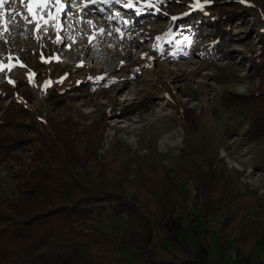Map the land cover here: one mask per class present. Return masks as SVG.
Segmentation results:
<instances>
[{"label":"trees","instance_id":"obj_1","mask_svg":"<svg viewBox=\"0 0 264 264\" xmlns=\"http://www.w3.org/2000/svg\"><path fill=\"white\" fill-rule=\"evenodd\" d=\"M249 18L261 27V46L249 53L258 81L248 92L234 94L246 101L244 133L256 138L264 135V17L259 9L241 1L211 2L169 26L151 55L175 60L194 53L212 65L233 62L234 43L252 39V32L234 27L247 26ZM203 30L210 31L211 43L199 48ZM113 78L104 71L97 78L56 81L42 106L23 73H17L14 84L0 82V166H15V185L0 196V264H251L264 235V204L254 193H242L233 176L217 168L189 135L173 170L153 159L160 168L149 166L151 171L143 173L166 198L153 208L133 200L123 183L107 178L103 158L108 152L113 158L117 152L127 155L125 174L131 160L144 159L118 140L100 155L110 111L83 127L79 120L88 118L87 113L58 118L51 112ZM145 103L127 108L136 112ZM206 110L180 107L175 121L182 118L197 129ZM188 181L192 187L186 186ZM190 203L201 207L199 217L187 211ZM211 220L218 222L212 225ZM256 264H264V252Z\"/></svg>","mask_w":264,"mask_h":264},{"label":"rangeland","instance_id":"obj_2","mask_svg":"<svg viewBox=\"0 0 264 264\" xmlns=\"http://www.w3.org/2000/svg\"><path fill=\"white\" fill-rule=\"evenodd\" d=\"M25 1L26 12L19 3L12 4L11 10L10 6L0 7L8 8L0 10V82L9 79L14 84L17 73H23L36 103L42 106L48 89L56 81L70 76L74 81L88 75L89 79L97 78L104 71L113 74L117 79L104 80L106 83L99 84L96 91H82L83 98L54 106L51 111L58 118L69 113L77 117L87 113L88 118L79 120L82 127L103 111L111 112L100 155L118 140L126 151L137 152L144 159L131 160L125 174L122 164L127 155L117 152L118 156L113 158L108 152L103 159L109 181L115 185L123 183L133 200L158 207L166 198L143 173L151 171L149 166L160 168V163H153V159H161L165 168L173 170L184 138L189 135L213 158L217 168L233 176L242 193L252 192L264 204V135L251 138L244 133L242 113L246 101L234 94L248 92L250 85L258 81L254 79L256 71L249 56L251 50L261 46V27L255 19L249 18L247 26L234 27L252 32V39L234 43L233 62L220 60L212 65L194 53L175 60H158L151 55L156 54L155 45L166 37L168 27L190 12L214 1H241L259 9L264 17V0H92L97 11L90 16H84V5L91 0ZM202 32L199 48L211 43L210 31ZM176 40L181 44L182 39ZM44 66L49 69L43 71ZM38 73L46 78L39 79ZM144 100L146 103L143 108L138 106L139 111L128 110L127 106ZM185 106L207 109L197 129H192L190 123L184 124L182 118L175 121L177 109ZM38 112L46 114L44 108ZM163 138L168 140L164 143ZM14 167L0 166V196L15 185ZM186 186L192 187V182L188 181ZM149 187L154 188V194ZM187 211L199 217L201 207L190 203ZM217 222L211 220L212 225ZM263 252L264 235L254 249L251 264H256Z\"/></svg>","mask_w":264,"mask_h":264},{"label":"bare ground","instance_id":"obj_3","mask_svg":"<svg viewBox=\"0 0 264 264\" xmlns=\"http://www.w3.org/2000/svg\"><path fill=\"white\" fill-rule=\"evenodd\" d=\"M47 2H48V0H46ZM53 1H57V0H53ZM60 1V0H59ZM51 2V1H50ZM93 1L91 0V2L89 3V4H85L84 5V11H85V13H84V16H90V15H92V14H95L94 12H96L97 11V4H96V2H94V3H92ZM14 3H19V4H21L22 6H23V9H24V11L26 12V9H25V5H26V1L25 0H4V3H3V5L2 4H0V7L1 6H10V8H9V10H11L12 9V4H14ZM2 7V9H0L1 11L3 10V11H6L8 8H6V9H4ZM58 8V7H57ZM92 8H94V10L92 9ZM96 17H95V15H94V19H95ZM90 19V18H89ZM0 31H1V29H0ZM168 140V138L166 139V138H163V142L165 143L166 141Z\"/></svg>","mask_w":264,"mask_h":264},{"label":"snow or ice","instance_id":"obj_4","mask_svg":"<svg viewBox=\"0 0 264 264\" xmlns=\"http://www.w3.org/2000/svg\"><path fill=\"white\" fill-rule=\"evenodd\" d=\"M31 2H35V0H30V3ZM57 2L59 3V0H57ZM2 3H3V0H0V4H2ZM61 7H62V5H61ZM29 11L32 12V8L31 7H29ZM32 14H33V16L36 15L35 12H32Z\"/></svg>","mask_w":264,"mask_h":264},{"label":"built area","instance_id":"obj_5","mask_svg":"<svg viewBox=\"0 0 264 264\" xmlns=\"http://www.w3.org/2000/svg\"><path fill=\"white\" fill-rule=\"evenodd\" d=\"M264 192V191H263Z\"/></svg>","mask_w":264,"mask_h":264}]
</instances>
